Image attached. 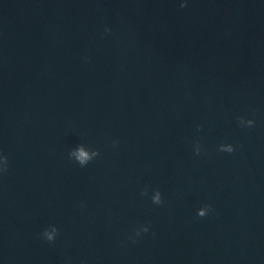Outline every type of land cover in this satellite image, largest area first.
Masks as SVG:
<instances>
[{"label": "water", "instance_id": "water-1", "mask_svg": "<svg viewBox=\"0 0 264 264\" xmlns=\"http://www.w3.org/2000/svg\"><path fill=\"white\" fill-rule=\"evenodd\" d=\"M0 151V264H264V0H0Z\"/></svg>", "mask_w": 264, "mask_h": 264}, {"label": "clouds", "instance_id": "clouds-1", "mask_svg": "<svg viewBox=\"0 0 264 264\" xmlns=\"http://www.w3.org/2000/svg\"><path fill=\"white\" fill-rule=\"evenodd\" d=\"M189 3V0H179V5L181 8L186 7ZM105 32H110L111 29L108 26H105L104 29ZM241 124L244 127H252L255 124V121L253 119H247L245 120L243 117L240 118ZM200 149L199 146L197 147V153H199ZM220 151L231 153L234 151V146L231 143H224L220 145ZM78 160V162L81 165H85L88 163V161L92 158V156L95 155V153H85L84 150L78 149L74 153H72ZM7 156L3 154L2 151H0V172H3L7 168ZM153 200L156 203H161V194L159 191H156ZM198 214L200 216H206L208 214V206H203L200 209H198ZM149 229L147 226H144L142 229H138L136 232V236L132 237L135 239V237H138L141 235V232H147ZM58 228L53 224L49 227H46L43 232L41 233L42 237L46 239L47 241H54L58 234Z\"/></svg>", "mask_w": 264, "mask_h": 264}]
</instances>
